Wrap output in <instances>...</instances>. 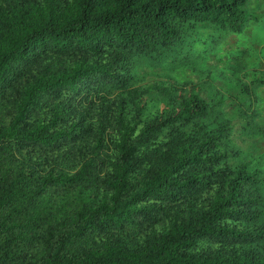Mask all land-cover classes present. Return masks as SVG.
Listing matches in <instances>:
<instances>
[{
	"label": "trees",
	"instance_id": "trees-1",
	"mask_svg": "<svg viewBox=\"0 0 264 264\" xmlns=\"http://www.w3.org/2000/svg\"><path fill=\"white\" fill-rule=\"evenodd\" d=\"M247 2L0 0V264H264L223 98L137 86L195 27L241 34Z\"/></svg>",
	"mask_w": 264,
	"mask_h": 264
},
{
	"label": "rangeland",
	"instance_id": "rangeland-1",
	"mask_svg": "<svg viewBox=\"0 0 264 264\" xmlns=\"http://www.w3.org/2000/svg\"><path fill=\"white\" fill-rule=\"evenodd\" d=\"M245 9L248 22L241 34L195 27L196 43L185 53V66L176 62L140 67L137 86H175L205 98L216 96V90L223 98L221 112L233 127L225 140L230 162L258 169L264 193V0H248ZM148 107L153 112L162 105L155 101Z\"/></svg>",
	"mask_w": 264,
	"mask_h": 264
}]
</instances>
